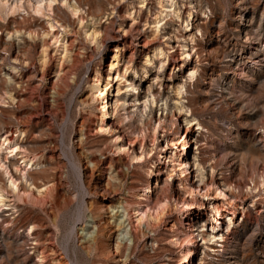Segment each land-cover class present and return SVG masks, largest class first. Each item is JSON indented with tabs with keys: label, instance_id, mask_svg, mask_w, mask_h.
Wrapping results in <instances>:
<instances>
[{
	"label": "rangeland",
	"instance_id": "1",
	"mask_svg": "<svg viewBox=\"0 0 264 264\" xmlns=\"http://www.w3.org/2000/svg\"><path fill=\"white\" fill-rule=\"evenodd\" d=\"M101 1L86 0L81 19L62 7L54 20L0 18V96H11L0 102V139L23 143L7 160L35 161L27 183L6 187L0 264H264V0ZM114 54L111 92L95 100L93 80L106 82ZM106 101L111 116L100 131ZM159 115L163 128L152 138ZM184 137L191 167L167 178L166 143L173 139L177 154ZM141 150L144 160L133 163ZM187 175L201 187L222 181L242 207L223 242L207 240L209 200L200 209V197L178 192ZM162 198L171 203L158 221H135L133 209ZM117 199L136 236L119 251L115 227L105 224V206ZM88 217L101 231L98 248L78 233Z\"/></svg>",
	"mask_w": 264,
	"mask_h": 264
},
{
	"label": "bare ground",
	"instance_id": "2",
	"mask_svg": "<svg viewBox=\"0 0 264 264\" xmlns=\"http://www.w3.org/2000/svg\"><path fill=\"white\" fill-rule=\"evenodd\" d=\"M166 1L169 2L170 0H166ZM85 2H86V0H11V1L0 0V18L5 20L6 17L9 15H14L15 13L23 12V13H26V15L32 14V15H38L41 17L46 15L47 17H50L54 20V18L51 16L55 13L57 14V12L62 7V8H64L63 12L67 16L70 15V16H74V17L81 19L82 11H83V5L85 4ZM100 2L102 3L101 0H100ZM83 12H85V10ZM1 15H3L5 18H3ZM188 17H190L189 13H188ZM187 21H188V19H187ZM46 24H48V27L50 28V30H53V25L51 23H49L48 20L46 21ZM1 25L2 24H0V26ZM42 27L44 29L47 28V27L45 28L43 25L40 28H42ZM19 31H20V29H17V27H15L12 29V34H15L16 37H19L20 36V35H18ZM22 33L23 34L26 33L28 36L32 34V32L30 30L26 31V32L23 31ZM92 37H93V35H92ZM19 39L21 41H23V43L26 42V39L23 36H21ZM57 42H58V38L54 37V43H57ZM20 43H22V42H19V41L16 42L17 45H19ZM62 51H64L63 46H62ZM185 54L188 55L186 50H185ZM115 57H116V55L114 54L112 57V60L109 62L108 66H107L108 70H107V75L105 78L106 82L104 84H102V82H100L98 78H94V80H93L94 95L92 96V98L95 100L98 97H103L105 95H109V93L111 92L110 88L112 86V74L116 68ZM192 74H193V70L190 72V75H192ZM122 77H123V75L120 76V78H122ZM9 78L11 79L10 81L12 83L18 82L15 80L16 77L13 74L10 75ZM103 81H105V80H103ZM3 82L4 83L8 82V84L10 86L12 85L9 83V81L7 79H5V80L3 79ZM118 89H119V87L117 88V90ZM177 93H179V91ZM3 95H4V93H3ZM10 98H11L10 95L0 96V102H8ZM107 102L108 101L105 102V105L103 107L100 106V110H101L102 114L100 115L99 118H101L102 115H105V117L103 119H100V121L97 122V125H98L97 127H98V130H100V131H106L105 124H103V123L106 121V119H108L111 116V114L109 115V109H108ZM176 106L181 107L180 105H176ZM144 111H145V106L143 105L141 113H143ZM162 119L163 118H161V115H159L155 121L156 123L155 122L153 123L152 129H151L152 138L156 135V133L158 132L159 129L163 128V125H162L163 120ZM122 120H124V119H122ZM191 120H196V119L191 118ZM196 125L199 126L200 123L198 121H196ZM16 130L18 133H22V130H20L19 128H17ZM188 131H189L188 129H185V133ZM182 141H183V143L181 145V149H180L179 153H177V154L171 153L172 152L171 151L172 146L174 144V140L171 139L170 142L166 143V145H168L169 148H171L170 153L168 154L169 155L168 156L169 169H168V173H167V178L171 177L172 172H174V173L178 172V174H182L184 171L188 170L191 167V163L189 166V161L185 157L187 139L184 137ZM22 144L23 143H21V141L18 139H14L13 141H8V139H6V137H3L2 139H0V180H1V182H0V208L7 206L6 196H5L6 195L5 194L6 193L5 192L6 187H8L9 191H14V190L18 189V182L17 181L24 180V182L27 183V181L31 179L29 169L33 165H35V161H33L31 158H27V156H25V155H20V160H21L20 164H18L16 162V160H7L6 155L8 153H10V155H14L17 153L21 154V151H19V150L23 149ZM116 147H117V150L120 152H122V151H124V149H126L125 147H123L120 144L116 145ZM3 149L6 150V152L4 154L1 153V151ZM147 152L146 151L144 152L143 150H141L140 154H138V155L134 153L131 157V160L133 161V163L139 164L144 160L145 154H147ZM162 157H163L162 154H160L159 155V161L157 163L154 161L153 166H156V165H159L160 163H162V159H163ZM13 166H15L16 170H13V168H12ZM211 170H213V169H211ZM210 172H212V171H210ZM201 176H203V174L200 171V177L198 179V182L202 181ZM188 178H189L188 175L186 177L184 176V178L183 177L181 178L182 182L180 183V185L177 188L178 192L180 191V193L186 198H194V196L200 197V199L202 200L198 204L200 209L204 206L203 200H209L208 204L210 205V207L208 209L210 212V216H209L210 230H207V240L212 242L213 244L217 243V242H223L225 239V232L227 234V232L231 231V227L233 224V217L236 216L238 210L242 207L239 206L240 205L239 203L238 204L237 203L232 204L231 194L227 193V189H226L227 187L225 186V184L222 181H219L216 179L215 180L211 179L210 182H208L209 184L202 183L204 185L201 187V183L193 185L194 182H188L187 181ZM32 182L30 181V182H28V184L30 186L35 187L32 184ZM186 182H188V183H186ZM263 182H264V177H263ZM35 189L37 190V192H41L38 188L35 187ZM143 190H144L143 194H146L149 192V188L147 186L144 187ZM143 194H141V195H143ZM170 203L171 202H169L168 198H162L152 208L146 207L145 209H143V208H141L142 206L139 205L138 208L133 209L135 221L137 223H142V222L151 221V220L158 221L159 218L164 214V211L166 210V208L168 207V205ZM183 203L185 204V201ZM110 204L111 203H109L105 206V208L107 209V213H108L107 221L105 222V224H108L110 226L115 227L114 228V229H116V231H115L116 232L115 250L119 251L120 250V249L118 250L119 244L121 246L122 242H126L128 245H130L133 243V239L136 236L134 235L135 236L134 237L132 235L133 238L130 236V226L131 225H130L129 220H128V214L129 213L127 212V209L124 207L123 202H120L118 200L116 202V204H111V205ZM174 204H176V203L174 202ZM194 204H195L194 201L186 203L188 209H191ZM223 219H226V223L224 226H223V222H221V220H223ZM93 220L94 219L88 217V219L85 221L86 223L84 224L82 222L84 225L82 224V226L80 228L78 227L79 229L78 228L77 229L79 230L78 233H79L80 238L83 242H85L87 245L90 242H92L93 246L97 247L99 242H100L101 231H100V229L98 230V232L94 231V229H93L94 221ZM89 228H91V230H89ZM205 237L202 236L201 238L204 241H206ZM172 238L170 240L171 241L173 240L175 242V244L180 242L179 238H177V237H172ZM192 240H193L192 232L189 231V233H188V241L189 242H187V243L183 242L182 245H184V246L188 245V244L192 243ZM151 243H152V241L148 242L147 246L151 247L150 246ZM176 245H181V243L176 244ZM152 246H153V243H152ZM209 249L211 251L215 250L214 248H209ZM181 250H182V248H181Z\"/></svg>",
	"mask_w": 264,
	"mask_h": 264
}]
</instances>
